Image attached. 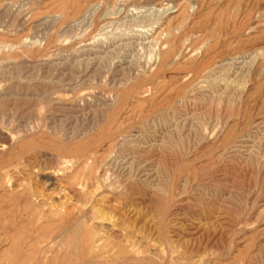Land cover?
<instances>
[{
    "label": "rangeland",
    "instance_id": "374dc122",
    "mask_svg": "<svg viewBox=\"0 0 264 264\" xmlns=\"http://www.w3.org/2000/svg\"><path fill=\"white\" fill-rule=\"evenodd\" d=\"M0 264H264V0H0Z\"/></svg>",
    "mask_w": 264,
    "mask_h": 264
},
{
    "label": "bare ground",
    "instance_id": "6f19581e",
    "mask_svg": "<svg viewBox=\"0 0 264 264\" xmlns=\"http://www.w3.org/2000/svg\"><path fill=\"white\" fill-rule=\"evenodd\" d=\"M35 171V170H34Z\"/></svg>",
    "mask_w": 264,
    "mask_h": 264
}]
</instances>
